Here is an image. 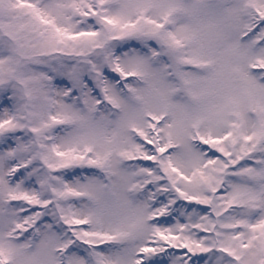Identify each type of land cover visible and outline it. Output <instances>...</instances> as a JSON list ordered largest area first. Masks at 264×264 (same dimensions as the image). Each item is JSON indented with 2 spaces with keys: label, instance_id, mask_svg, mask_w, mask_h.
<instances>
[{
  "label": "snow or ice",
  "instance_id": "6c2138e0",
  "mask_svg": "<svg viewBox=\"0 0 264 264\" xmlns=\"http://www.w3.org/2000/svg\"><path fill=\"white\" fill-rule=\"evenodd\" d=\"M0 264H264V0H0Z\"/></svg>",
  "mask_w": 264,
  "mask_h": 264
}]
</instances>
